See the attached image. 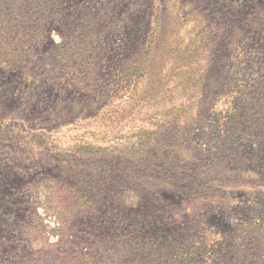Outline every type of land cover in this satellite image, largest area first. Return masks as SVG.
Masks as SVG:
<instances>
[{
    "label": "rangeland",
    "instance_id": "rangeland-1",
    "mask_svg": "<svg viewBox=\"0 0 264 264\" xmlns=\"http://www.w3.org/2000/svg\"><path fill=\"white\" fill-rule=\"evenodd\" d=\"M0 264H264V0H0Z\"/></svg>",
    "mask_w": 264,
    "mask_h": 264
},
{
    "label": "trees",
    "instance_id": "trees-1",
    "mask_svg": "<svg viewBox=\"0 0 264 264\" xmlns=\"http://www.w3.org/2000/svg\"><path fill=\"white\" fill-rule=\"evenodd\" d=\"M6 12V10H5ZM78 21V20H77ZM80 24V23H79ZM86 29H93L91 28V26L89 24H87V28ZM95 45L94 47V52L96 54H101L99 59L97 62L91 63L89 66L92 67H99L102 68V70L105 72L107 71L108 73L106 75H103V77H101V79H98V81L103 80V82H105V85H103L106 88V91L108 93L102 94L100 96L101 98H107L106 100L111 99H116V98H121V96H123L122 93H119L120 90L122 88H124L127 84H130L133 80V72L135 71V67L133 66V71H131L130 76L128 74L125 73V70L127 71V69H124V63H120L119 66L117 67V69L113 70V68H109L108 63H105L104 58L105 55H103V53H108L110 48H108V46H104L98 42L96 43H91V45ZM64 45V44H63ZM57 47H62V43L59 44ZM57 53H58V48L55 49V51L51 54L52 60H48L47 62H44L43 64H46L48 66L51 67H61L64 66V61L62 59H59L57 57ZM47 60V59H46ZM131 67V66H130ZM124 69V71H123ZM112 70L114 71L113 73ZM119 73H121L122 75H120ZM109 79L110 82L112 84L109 83Z\"/></svg>",
    "mask_w": 264,
    "mask_h": 264
},
{
    "label": "clouds",
    "instance_id": "clouds-1",
    "mask_svg": "<svg viewBox=\"0 0 264 264\" xmlns=\"http://www.w3.org/2000/svg\"><path fill=\"white\" fill-rule=\"evenodd\" d=\"M54 43H59V40L57 39V40H54Z\"/></svg>",
    "mask_w": 264,
    "mask_h": 264
}]
</instances>
